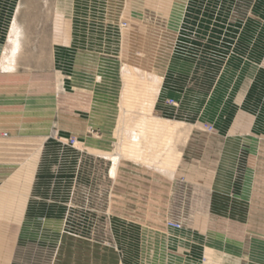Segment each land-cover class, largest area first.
I'll return each instance as SVG.
<instances>
[{"label": "rangeland", "instance_id": "1", "mask_svg": "<svg viewBox=\"0 0 264 264\" xmlns=\"http://www.w3.org/2000/svg\"><path fill=\"white\" fill-rule=\"evenodd\" d=\"M124 63L161 76L153 116L191 126L173 177L126 159L112 174ZM234 100L259 113L238 151L208 121ZM27 160L37 186L0 219V264H207L209 245L195 263L167 244L203 190H263L264 0H0V185Z\"/></svg>", "mask_w": 264, "mask_h": 264}, {"label": "crops", "instance_id": "2", "mask_svg": "<svg viewBox=\"0 0 264 264\" xmlns=\"http://www.w3.org/2000/svg\"><path fill=\"white\" fill-rule=\"evenodd\" d=\"M240 102L234 100L232 105H219L217 115L208 120L216 129L214 135L221 138L225 145L235 144L234 149L237 148V151L241 147L245 148L244 145L247 144L245 140L249 137L252 123L259 121V113L250 111L248 107L242 106L243 102L240 105ZM256 149L259 150L255 145L250 147L249 144V154ZM29 160L0 185V219L19 216L14 210L17 197L19 200L25 197L23 202H31L39 170L37 163L30 181L24 180V175L29 172ZM247 165L255 166L250 163ZM1 168L2 166L0 170ZM230 169L234 172L236 170ZM216 170L218 178L219 168ZM238 179L234 178L235 182ZM255 185H251L247 195L241 194L240 191L245 185H238V182L227 191L218 186L215 190L213 188L201 190L204 192L202 195L206 197L205 202L209 204L208 208L205 210L195 208L189 213L184 219L190 221L185 222V226L179 230L178 241L173 243L169 240L167 245L178 247L185 259L193 260L195 263L202 258L205 259V247L209 245L212 248V260L219 264H264V185L258 194L254 193ZM255 204L258 209H253Z\"/></svg>", "mask_w": 264, "mask_h": 264}, {"label": "bare ground", "instance_id": "3", "mask_svg": "<svg viewBox=\"0 0 264 264\" xmlns=\"http://www.w3.org/2000/svg\"><path fill=\"white\" fill-rule=\"evenodd\" d=\"M119 25L122 33L128 30V26ZM16 26L13 23L10 30L11 47L2 68L6 71L16 70L17 57L21 51L20 31ZM120 73L122 85L119 112L113 132L116 140L113 150L107 155L113 161L112 174L114 175L117 163L126 159L173 177L182 155L180 143L188 140L186 137L191 126L153 116L152 111L160 89V75L126 63L122 64ZM207 264L219 263L210 260Z\"/></svg>", "mask_w": 264, "mask_h": 264}, {"label": "built area", "instance_id": "4", "mask_svg": "<svg viewBox=\"0 0 264 264\" xmlns=\"http://www.w3.org/2000/svg\"><path fill=\"white\" fill-rule=\"evenodd\" d=\"M208 129H211L210 127ZM3 136H6L7 134L6 133H2ZM166 225L167 227H171V228H174V229H180L182 227V223L181 222H178V221H175V220H168L166 222Z\"/></svg>", "mask_w": 264, "mask_h": 264}]
</instances>
